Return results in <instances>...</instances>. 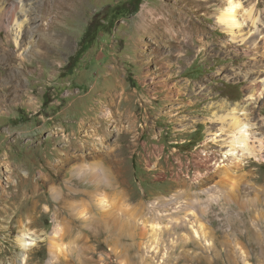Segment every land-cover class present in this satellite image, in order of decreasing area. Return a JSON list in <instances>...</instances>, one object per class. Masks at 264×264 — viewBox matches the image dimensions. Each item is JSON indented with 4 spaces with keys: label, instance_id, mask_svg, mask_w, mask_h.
I'll return each mask as SVG.
<instances>
[{
    "label": "rangeland",
    "instance_id": "rangeland-1",
    "mask_svg": "<svg viewBox=\"0 0 264 264\" xmlns=\"http://www.w3.org/2000/svg\"><path fill=\"white\" fill-rule=\"evenodd\" d=\"M64 1L46 0L44 17L19 1L17 20L0 26V264H264V98L243 119L257 157L221 162L232 131L212 115L251 94L231 76L251 68L253 53L214 22L225 3ZM241 2L264 21V0ZM163 3L198 33L185 52L159 45L160 70L139 63L156 42L138 21ZM103 103L102 142L83 124ZM70 139L72 175L58 166ZM24 232L37 238L27 249Z\"/></svg>",
    "mask_w": 264,
    "mask_h": 264
},
{
    "label": "bare ground",
    "instance_id": "bare-ground-1",
    "mask_svg": "<svg viewBox=\"0 0 264 264\" xmlns=\"http://www.w3.org/2000/svg\"><path fill=\"white\" fill-rule=\"evenodd\" d=\"M19 1L22 2V0ZM19 1L8 3V0H0V26L5 25V23L10 24L11 22H15L17 20L16 10L22 9ZM41 1L42 0H23V7L25 6L32 9L34 6H41V9L38 11L39 14L36 17H44L45 13L48 12V9L46 7V0H44L43 2ZM75 1L76 0H65L62 8L75 6ZM175 1L178 2V0ZM241 1L242 0L179 1V3L181 4L188 2L195 4V6H201L204 3L214 4L224 2L225 7L217 11L214 15L215 25L226 35L229 44L236 47H247L246 50L249 49L250 52L253 53L251 57L253 65L250 66L251 68H247L244 71L234 72L231 76V78H233L234 80H238V78L248 80L247 88L251 94L245 95L243 97V101L229 103V111L222 116H217L216 111L212 112V115L215 118V120L213 121L222 122L224 121V118L228 117V124L232 131L231 134L226 133L227 137L225 139H227V141H223L226 145L225 147L227 148V150L225 151V153H223L221 162H229L230 160L239 161L243 158L257 157L258 154V151L256 149L249 147L247 144L249 140L252 139V130L254 126L247 123L243 119H245L247 115V104H254L256 101L264 98V21L261 19L260 13L254 5H251L248 9H245V7L242 5L243 2ZM60 10L61 9H58L57 11L60 13ZM34 18L35 17L31 16L28 23L34 25V21H32L34 20ZM150 18L153 21L151 23L149 22ZM180 22H183L184 24L180 25L179 29H176V25ZM138 27L140 29L139 31H141V35L148 36L150 37L151 41L153 40L156 42L155 46L147 51L144 50V48H141L140 50L138 49L139 63H146V61L143 60V58L145 57L144 59L147 60V63L155 62L154 65L157 69H160L161 67L163 68L165 66V62H168V60L159 56V45H163V47L165 48H170L174 45L182 44L184 45L185 52L186 48L191 44V42L189 43L190 39L194 38L198 33V30L193 27V23L191 24L187 17L184 15L183 10L175 9L173 5L165 3H163L162 6H159L156 9L143 7L139 14ZM182 35H184V39L182 38ZM137 40L138 44L141 45L142 39ZM197 41L200 42V40ZM226 45L227 44L224 43L225 48ZM25 62L26 61H23L22 63ZM160 70L157 71L160 72ZM155 75H157V77L151 78L154 83L157 82L155 81L156 79L159 80V75ZM144 76L145 78L152 77L148 73H144ZM166 77H168V75H166ZM225 78L227 77L225 76ZM161 84L166 85L167 80L162 81ZM118 95V98L121 100L122 93ZM224 104H226V102H224ZM105 106H107L105 105V103L101 104V110H98L93 115V117L90 118V121L83 124V127H92L94 129V132L100 135L102 142L103 140H108L109 138L110 131L106 129V126L108 124L110 125L111 123L106 109H103L105 108ZM240 116H244V118ZM208 131V137L210 135H213ZM64 144L65 145L63 153L58 156V166H67L68 172H70V174L72 175L75 168H73L71 163L76 157L73 150H75V147L77 148V145L71 139L67 142L65 141ZM100 156L104 157L105 159L108 158V155ZM81 168L82 174L84 176L87 175L89 171L88 168L86 166H83V164L81 165ZM3 171L7 172L10 177L11 175H16V177H18L16 168L14 169L6 166L5 168H3ZM70 180L72 181V176L66 181L70 182ZM20 182L21 181H19V183ZM73 191V186H70V193L66 194L67 196L65 197V202L68 203L71 209L72 207H74L72 206V203L70 201V198L74 193ZM36 242L37 238L30 236V234L26 232H24L23 235H21V237L19 238V243L25 249L34 245Z\"/></svg>",
    "mask_w": 264,
    "mask_h": 264
},
{
    "label": "built area",
    "instance_id": "built-area-1",
    "mask_svg": "<svg viewBox=\"0 0 264 264\" xmlns=\"http://www.w3.org/2000/svg\"><path fill=\"white\" fill-rule=\"evenodd\" d=\"M218 162H220V159H218Z\"/></svg>",
    "mask_w": 264,
    "mask_h": 264
}]
</instances>
